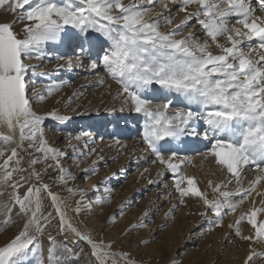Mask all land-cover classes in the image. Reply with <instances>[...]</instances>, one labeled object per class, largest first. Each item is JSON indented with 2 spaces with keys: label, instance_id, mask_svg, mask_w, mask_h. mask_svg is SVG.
<instances>
[{
  "label": "snow or ice",
  "instance_id": "6c2138e0",
  "mask_svg": "<svg viewBox=\"0 0 264 264\" xmlns=\"http://www.w3.org/2000/svg\"><path fill=\"white\" fill-rule=\"evenodd\" d=\"M224 2L171 0V3L179 4V11L185 12V16L170 31L163 32L160 30L161 21L166 27L172 24L173 17L157 13L154 19H145L151 9L138 7L137 2L125 5L122 0H63L62 3L57 0H0V8H6L16 17L11 23H0V125L13 133L19 128L22 141L26 132L33 140L42 137V118L33 111L27 95L25 76L29 66L24 63V58L41 53L46 42L59 41L67 26L85 35L89 31L99 33L109 42V49L101 61L107 76L121 85L117 97L123 96L124 103H130L135 112L142 113L146 118L143 140L156 156L153 163L159 162L171 170L174 187L181 197L180 203H183V197H197L205 207V213L201 215L211 211L216 220H221L226 211H235L238 206L225 202L236 194L250 195L255 184L264 179V167L261 166L264 165V17L255 16L248 0H226L228 8L222 9L220 5ZM147 3L152 4L153 0H147ZM190 5L196 6L194 11H188ZM163 6L167 8L168 4ZM259 6L264 11V0H259ZM233 17L240 27H229ZM193 19L202 26L220 54H214L209 50L207 40L201 43L192 33L177 38ZM16 23L23 25V39L13 30ZM219 37L225 38L224 43L219 42ZM254 40L256 47L252 46ZM242 46H247L249 50L245 52ZM87 50L84 46L79 47L78 58ZM91 69H97L95 62L91 64ZM152 85L159 86L167 95L180 97L186 108L170 111L174 101L167 95L164 103L153 107L152 100L145 97ZM48 91L51 92V89ZM36 96L43 98L41 93H36ZM193 106L199 110L194 111ZM184 136L207 141L210 147L206 155L212 156L237 182L245 166L254 165L261 175L250 182L248 189H237L236 193L224 191L216 196L220 187L216 185L212 189L213 198L209 199L207 193L198 189L193 177H184L179 172L184 161L178 154L172 152L165 157L157 146L165 138L179 139ZM3 139L11 142L13 136L4 135ZM37 150L45 154V159L50 153L54 154L55 167L60 169V179L64 180L59 158L67 156V153L49 147L45 139H41ZM80 154L90 153L82 151ZM17 156V149L13 148L11 156L0 167H6ZM174 159L179 163H173ZM94 171V168L84 169L85 175ZM12 175V172L6 171L4 182ZM35 175L39 179V173ZM27 179L21 177V180ZM185 181L187 187H182ZM19 186V181L12 185L11 200L19 205L23 213H27L34 189L29 187L21 198L15 191ZM42 187L48 189L49 185ZM40 190L35 189L36 210L23 230L0 247V264H26L29 255L37 252L35 233L42 232L44 227L37 215ZM48 195L56 204L61 231L67 227L89 243L98 264H105L109 254L104 251V246L89 235H81L70 223L66 225V213L57 203V195L51 191ZM261 204L264 205V200ZM76 211H81L79 202ZM119 211H123V206ZM260 212H264V207H253L242 213L235 222L236 234L240 235V224L247 218L256 236L264 237V221L257 224ZM33 225L35 232L30 234ZM241 238L253 239L252 236ZM53 239L49 237V240ZM257 255L264 254L250 252L245 264H250ZM49 261L50 264H60L55 249H49Z\"/></svg>",
  "mask_w": 264,
  "mask_h": 264
},
{
  "label": "rangeland",
  "instance_id": "374dc122",
  "mask_svg": "<svg viewBox=\"0 0 264 264\" xmlns=\"http://www.w3.org/2000/svg\"><path fill=\"white\" fill-rule=\"evenodd\" d=\"M57 2L62 3L63 0ZM122 2L125 5L137 2L138 7L144 6L140 0ZM146 17L154 19L153 16ZM15 18L14 13L0 8V23H11ZM177 23L173 18L170 27ZM197 24L193 20L177 38L188 35L187 31H192ZM22 27V23L13 26L21 39L24 38ZM229 27H238L235 20H230ZM171 28L162 24L160 30L168 32ZM207 39L209 44L212 43L209 37ZM224 39L219 37L221 43H224ZM73 44L76 46L72 47ZM81 46L88 49L84 53L86 56L83 54L78 58L77 52H70V49L77 51ZM108 49L109 42L101 34L89 31L85 35L67 26L59 41L46 42L41 53L24 58V63L29 66L25 76L29 88L27 95L33 111L42 118L43 136L33 140L31 134L26 132L23 141L13 138L9 142L3 139L7 133L0 125V166H4L13 148L18 152V156L13 157L6 167H0V247L18 235L29 221L30 210L23 213L19 205L11 200L12 185L19 181L20 186L15 191L21 198L29 187L34 189L29 209L34 201L33 195H37L35 189H41L37 215L44 227L42 232L35 233L37 252L29 255L26 264H50L49 249H55L60 264H98L89 243L67 228L61 231L59 214L56 204L48 195L49 191L57 195V203L81 235H89L104 246V251L109 254L105 264H245L249 240H234L235 236H230L225 243V239L221 240L216 235V224L212 218L209 219L213 217L211 211L201 215L205 213V207L199 198L184 197L183 203H180L174 197L173 190L167 192L168 188L164 190L160 182L148 181L152 169L148 162L150 155L144 159L137 158L135 164L132 156L127 157L129 153L126 150L134 143L132 140L143 138L145 120L130 119L134 107L124 103L121 99L123 96L117 97L121 85L107 76L101 61ZM209 50L220 54L219 49L209 47ZM93 62L97 64L95 70L91 69ZM68 71L74 74L67 76ZM36 93H41L43 98H38ZM146 94L156 97L153 107L165 102L163 96L166 93L157 85L150 86ZM171 96L167 98L171 99ZM175 108H186V105L177 101L170 111ZM197 109L193 106L194 111ZM115 115L130 119L131 125L127 127L135 126L137 129L138 134L132 129L126 138L127 143L123 145L112 135V128L101 136L102 132L93 128L94 122ZM41 139H45L47 145L58 152L67 153V156L59 158L64 169V180L60 179V169L55 167L54 154L50 153L45 159V154L37 150ZM82 151L90 154L81 155ZM195 161L190 168L195 172L193 178L197 187L199 183L203 190L210 189L212 197V189L216 185H220L216 196L227 188L237 190V180L212 156L205 153ZM93 168V173L85 175L84 169ZM6 171L13 175L4 182ZM36 173H39V179ZM21 177L28 179L24 181ZM240 178L239 181H245ZM44 184L49 188L44 189ZM69 189L72 191L69 192ZM78 202L80 212L76 211ZM122 206L123 211H119ZM229 212L226 211V214L229 215ZM34 232L33 225L29 233ZM50 236L54 239L49 240ZM250 264H264V255L255 256Z\"/></svg>",
  "mask_w": 264,
  "mask_h": 264
},
{
  "label": "bare ground",
  "instance_id": "6f19581e",
  "mask_svg": "<svg viewBox=\"0 0 264 264\" xmlns=\"http://www.w3.org/2000/svg\"><path fill=\"white\" fill-rule=\"evenodd\" d=\"M142 2H143L144 6H141V8L144 7V8H150L151 9V11L147 15L148 17L153 16L152 18H155V14H157V13H160V14L165 15V16L171 15L174 18V20L178 21L177 24H179L180 21L185 16V12L179 11V8L176 9L177 7H180L179 4L178 3L173 4V3H171V0H163V1L153 0L152 4H148L147 0H143V1L140 0L141 4H142ZM164 3L168 4L167 8H165L163 6ZM248 3H251L250 6L255 10V12H254L255 16L264 17V11L260 10L259 0H248ZM153 5H157L158 7L155 8V7H153ZM220 6L222 9L228 8V4H227L226 0ZM195 8H196L195 5H190L188 7V11H194ZM175 18H177V19H175ZM146 19H147V17H146ZM193 20H196V19H193ZM232 20H235V24H237L235 17H233ZM192 21L189 22L188 26H190ZM161 23L163 24V21H161ZM237 26L240 27V25H238V24H237ZM197 27H199V28H197ZM169 28H171L170 25H169ZM192 29H193L192 31H190V29H189L187 31V33L188 32L192 33L193 36L198 41H200L201 43H203L205 40H209V39H207L208 37L204 33V30L199 23L197 24L196 27H194ZM169 30H171V29H169ZM219 42L221 43V40H219ZM74 46H76V44L72 45V47H74ZM252 46L253 47L257 46V42L255 40L252 42ZM209 47L218 49L216 47L215 43H213V42L209 44ZM242 47H243V50L245 52H247L249 50L247 46H242ZM73 51L77 52L73 48L70 49V52H73ZM84 56H86V55L84 54ZM67 73H68L67 76H71L72 74H74L72 71H68ZM31 81L33 82L32 79H31ZM27 90H29V88ZM165 95L163 96L164 100H165V98H164ZM167 96L169 97V95H167ZM145 97L147 99L152 100L153 105L155 104L154 100H156V97L154 95H147L146 94ZM121 99L123 101L122 97H121ZM171 100H173L174 102H177V101H181V98L172 95ZM183 105H184V103H183ZM198 110L199 109H197V111ZM123 117L124 116H122V119H121V117L115 115L112 117L104 118L102 120L97 121L96 123L94 122L93 128L96 131L102 132L99 136L107 134V131L112 128V132H113L112 135H114V137L116 139H118L117 142H119L122 145L126 144L127 143L126 138L128 137V134L130 133V131L132 129H133L132 130L133 132H136V134H138L135 126H133L132 128L127 127V125H129V126L131 125L130 119L134 117L137 120L141 119V121H143L146 118L142 113H137V112H135V110L133 112V116H131L129 120H128V118H123ZM111 121H112V124H111ZM200 123L203 124V121H201ZM92 124H93V122H92ZM137 125H140V123ZM2 127H4L5 133H7L8 135H12L13 138H15L17 141H19V139H20L19 128H17L16 131L13 133L6 126L2 125ZM89 127H91V126H89ZM110 141H112V140H110ZM132 141L134 143L131 144V146L128 148V150H126L127 154L128 153L129 154L127 155L125 153L127 155V157L129 158L130 156H132L131 159H134L133 163L135 164V162H137V160H136L137 158H139V159L143 158L144 159L146 157V155H150L151 159L148 158V162H149V164L152 165V169H150L151 172H150V176L148 177V181L152 182L154 180L155 183L160 182V184L162 185V188H164V190H166V188H168L167 192H169L170 190L171 191L173 190V192H175L174 197L176 199L180 200L181 199L180 194H179V192L176 191V189L174 187L173 176H172L171 170L167 169L166 166L161 165L159 162H157L155 164L153 163V160H156V156L151 151V149L149 148L147 143L144 142L143 138H141V140H140V138H137V139L135 138ZM135 141H137V143H135ZM140 141H141V143H140ZM120 144H118V145H120ZM122 145H120V146H122ZM157 146L161 150L162 155H164L165 157L170 156L172 152H176L178 154L180 160L184 161V163L181 165V167L179 169V172L184 177H194L195 172L193 171L192 168H190V166H191V164H193V160L195 161V159L197 160L201 155L207 153V150H208L207 147H209L210 145L207 141L203 140L202 138L184 136V137H181L179 139L165 138V140H163L162 142H159V144ZM124 148H126V146H124ZM172 162L173 163H179V161L175 160V159ZM262 167H264V166H262ZM159 171L161 172L160 176L158 175ZM259 175H261L260 170L258 168H256L254 165L244 167V170L241 173L240 179L241 180L245 179V181L235 182L237 184V189H248L250 187V182L256 180L257 176H259ZM235 183H233V184H235ZM195 184H196V181H195ZM181 186L187 187L186 181ZM198 187H199V190L201 192L207 193L209 199L213 198L212 194L210 192V189H204L203 190L202 187H200L199 183H198ZM227 189L225 191L232 192V193H236V191H237L236 188H235L236 191H234V189H232V188L230 190H229V188H227ZM262 194H264V179H261L260 181H258L255 184L250 195L244 197L242 195L236 194L230 198V200L228 201L229 203H233V204L238 205L235 211L229 212V215L228 214L223 215L221 220H216L214 212H211V215L213 217H209V219L212 218L213 219L212 221H214V224H216V228H215L217 230V231L215 230L217 233L216 235L219 236V238H221V240L225 239V243H226V238H230V236L231 237L235 236L234 240L241 239V237H243V236H252L253 239L249 240V247L247 246V250H246L247 251L246 253H248L247 255H249V253L252 251H258L259 253H262V252L264 253V237H257L256 236L255 229H252V227L247 223V218H245V220L242 221L240 224V227H241L240 235L236 234L234 226H235L236 220L239 218V216L242 213H247L253 207H257V208L264 207V205L261 204V201L264 200V195H262ZM33 198H34V201L32 203V207L30 209L28 219L31 218L32 212L36 210L37 195L36 196L33 195ZM183 200H184V197H183ZM261 221H264V212H260L257 215V224L259 225V222H261ZM68 223H70V221L66 215V225ZM72 227L76 228L73 225H72ZM77 231H78V229H77ZM217 236H216V238H217ZM241 264H243V263H241Z\"/></svg>",
  "mask_w": 264,
  "mask_h": 264
}]
</instances>
